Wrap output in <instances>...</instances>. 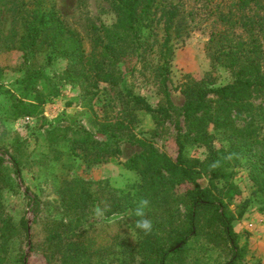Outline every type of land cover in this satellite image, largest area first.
I'll return each mask as SVG.
<instances>
[{
    "label": "trees",
    "instance_id": "16d2710c",
    "mask_svg": "<svg viewBox=\"0 0 264 264\" xmlns=\"http://www.w3.org/2000/svg\"><path fill=\"white\" fill-rule=\"evenodd\" d=\"M164 1L112 0L116 21L95 27V43L100 51L91 55L85 53L78 36L45 0L18 5L21 33L17 47L32 67L18 81L15 92L3 83L0 66V93L7 96L8 124L30 117L40 121L39 128H45L52 156L46 152L35 162L57 163L66 154L94 167L119 153L121 141L142 148L128 163L140 174L134 189L124 191L115 188L109 179L78 175L54 183L62 215L44 222V240L37 246L49 264H212L201 251L194 256L190 253L189 243L199 235L205 238V252L221 248L230 254L224 264H248L246 247L239 244L233 222L245 215L252 199L264 210V138L254 121L241 125L237 116L251 112L254 99L264 96V16L244 13L245 7L252 4L264 10V0H238L243 12L240 22L249 26L246 39L227 34L211 39L216 44L210 53L212 64L224 66L232 79L214 85L206 78L187 76L181 86L185 96L182 105L175 103L169 86L172 40L180 35L182 19L177 5L160 9ZM159 10L162 12L157 20ZM155 20L162 23L164 33L157 48L148 34ZM39 54L43 65L37 59ZM154 54L157 62L152 78L160 94L156 106L128 87L117 66L118 61L144 64ZM58 57L66 58L68 65L59 77L51 76L44 67ZM132 67L137 69L136 65ZM59 80L79 85L84 106L91 108L99 96L100 83L117 88L123 101L119 118L101 120L95 115L92 121L96 131L77 123H51L45 115V104L60 96ZM139 113L148 114L155 125L150 136L141 137L131 129ZM168 124L176 132L175 159L154 142ZM26 143L12 126L0 133V264H5L9 245L18 231L28 243V220L22 217L16 224L5 211L1 196L10 187L6 161L12 173L24 181ZM195 145L206 147L205 159L188 155ZM243 162L253 192L237 204L238 211L234 212L230 206L242 190L233 178ZM204 175L210 176L207 186L200 182ZM186 183L192 187L177 191ZM25 192L33 209L41 211V199L30 195L29 187ZM35 249L32 245L31 251ZM19 254L17 264H29L28 256Z\"/></svg>",
    "mask_w": 264,
    "mask_h": 264
},
{
    "label": "rangeland",
    "instance_id": "374dc122",
    "mask_svg": "<svg viewBox=\"0 0 264 264\" xmlns=\"http://www.w3.org/2000/svg\"><path fill=\"white\" fill-rule=\"evenodd\" d=\"M28 1L31 0H0L2 81L7 88L15 92L18 81L32 67L24 60L22 51L17 47L21 33L18 5L20 2ZM45 1L46 5L53 7L64 24L78 36L87 55L99 53L100 48L95 43V27L112 25L116 21V11L112 0ZM238 3V0H165L161 5L160 9H168L171 5H177L182 19V23L179 24L181 25L180 35L172 40L173 55L169 81L172 96L177 105H182L185 101L181 86L187 76L196 79L206 78L214 85L224 84L232 79L231 73L224 66L212 64L210 53L216 44L211 43V39L214 36L218 39V35L222 34L234 36L237 39L248 37L249 26L240 22L243 12ZM245 8L246 15L255 16L260 13L264 16V10L254 4ZM161 12L162 10H159L157 13V20ZM148 34L155 41L157 48L164 36L162 23L155 20L154 27L148 31ZM156 57L154 54L144 64L117 62L119 70L127 80L128 87L144 96L154 106L160 100L158 87L152 78V69L157 62ZM37 59L42 65L44 64L41 54ZM67 65L66 58L58 57L53 63L46 64L44 68L51 76L59 77ZM132 65H136L137 69L134 70ZM59 83L61 84L60 96L45 104V115L51 123L55 125L77 123L96 131V125H93L95 115L101 120L116 121L119 118L123 109V101L117 88L105 82L100 83L99 96L94 99L91 108L87 104L84 106L80 97L79 85L60 82V80ZM7 103V96L0 93V133L11 126L14 130H18L27 141V154L24 158L25 167L22 170L23 182L12 173L11 165L6 161L11 177L10 187L5 188L1 196L5 211L13 217L16 224L19 225L22 217L28 220L29 238L28 243L24 242L23 235L18 231L9 245L5 264H17L16 258L20 255L19 252H24L28 256L29 264H49L37 246L44 240V222L60 218L62 215L54 183L61 178L78 175L92 180L109 179L112 185L120 190L134 189L140 180V174L130 168L128 163L142 151V148L136 143L121 141L118 144L119 153L94 167H88L79 157L74 158L66 154L57 163L46 161L39 164L35 162L36 157H41L46 152L52 156L45 128H39L40 121L30 117L8 124L5 119ZM237 121L241 125L254 121L259 135L264 138V96L254 99V109L249 113L238 115ZM154 127L148 114L139 113L131 129L142 137L150 136V130ZM167 127L161 132V136L154 139V142L161 151L167 152L175 159L178 154L176 132L172 124H168ZM216 146H219L218 142ZM188 155L203 160L207 155V149L204 146L195 145L189 148ZM6 158L9 159V156ZM209 178V175H204L200 178V182L207 186ZM233 181L242 190V195L230 206L234 212H237V204L250 198L253 192V184L249 178L246 163L243 162L236 168ZM26 187H29L30 195H37L41 199V211L37 212L33 209L31 199L25 192ZM191 187L190 183L182 184L177 187V191L184 192ZM233 226L238 234L239 244L246 247L245 262L248 264L257 261L264 263V210L261 209L260 202L252 199L245 215L235 220ZM32 245L36 246L34 251H31ZM204 247L205 238L199 235L190 241L188 248H191L190 253L192 252L193 256L200 251L206 254L212 264H224L230 259V254L221 248L209 253L203 250Z\"/></svg>",
    "mask_w": 264,
    "mask_h": 264
},
{
    "label": "water",
    "instance_id": "95a60500",
    "mask_svg": "<svg viewBox=\"0 0 264 264\" xmlns=\"http://www.w3.org/2000/svg\"><path fill=\"white\" fill-rule=\"evenodd\" d=\"M178 246H180V244Z\"/></svg>",
    "mask_w": 264,
    "mask_h": 264
}]
</instances>
